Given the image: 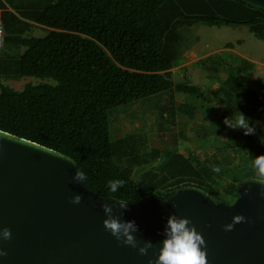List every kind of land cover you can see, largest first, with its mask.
<instances>
[{
	"label": "trees",
	"instance_id": "trees-1",
	"mask_svg": "<svg viewBox=\"0 0 264 264\" xmlns=\"http://www.w3.org/2000/svg\"><path fill=\"white\" fill-rule=\"evenodd\" d=\"M9 3L21 17L50 30L43 37L11 30L6 41L25 50L0 57V81L37 77L56 84H27L16 90L0 83V130L69 156L87 174V185L94 192L127 203L187 187L232 203L239 196L240 182L256 175L240 176L235 164L245 156L250 166L254 157L264 155V80L241 78L254 70L255 62L239 55L227 60L209 55L196 62L209 81L218 83L213 93L222 106V125L217 130L191 123L207 94L187 76L175 80L172 70L193 46H184V28L244 25L264 40L263 9L240 0ZM7 14L9 22L3 20L7 29L13 26L11 19L22 21ZM225 48L233 49L234 44ZM178 95L186 99L178 101ZM137 102H148L156 113L158 141L145 128L113 136L111 126L120 116L117 109ZM235 108L249 118L255 134L245 135L243 129L224 124ZM188 131L203 139H233L236 153L200 158L180 141ZM211 164L219 165L221 172L214 173ZM227 177L230 181L221 188ZM112 179L125 181L116 193L107 188Z\"/></svg>",
	"mask_w": 264,
	"mask_h": 264
},
{
	"label": "water",
	"instance_id": "water-1",
	"mask_svg": "<svg viewBox=\"0 0 264 264\" xmlns=\"http://www.w3.org/2000/svg\"><path fill=\"white\" fill-rule=\"evenodd\" d=\"M240 1L264 10V0ZM78 167L69 156L0 130V228L12 231L10 241H0L8 253L0 264H149L158 258L172 214L195 224L206 241L208 264H264V185L252 178L240 182L232 203L216 205L201 189L187 187L147 195L125 210L119 199L75 182ZM76 194L80 204L71 203ZM104 203L114 206L121 221H135L139 246L153 243L147 256L105 230ZM237 214L249 222L225 231Z\"/></svg>",
	"mask_w": 264,
	"mask_h": 264
},
{
	"label": "rangeland",
	"instance_id": "rangeland-1",
	"mask_svg": "<svg viewBox=\"0 0 264 264\" xmlns=\"http://www.w3.org/2000/svg\"><path fill=\"white\" fill-rule=\"evenodd\" d=\"M182 31L187 35L184 39V46L189 47L192 44L193 46L184 53L180 66L172 70L175 80H181L187 76L193 84L202 86L206 94L212 93L214 89L217 88L218 83H212L209 81L201 67L196 65L198 60L209 55L220 56L226 60L232 59L233 55H239L249 60H255L256 66L254 70L250 72L249 75H241V78H244L245 80L248 79L250 82L264 80V40L257 39L249 31L247 26H229L222 24L218 27L198 24L184 28ZM46 34H48V31L45 33H42L40 30H33L30 32V35L35 37H43ZM195 36L199 38V41L196 42L194 39ZM239 40L240 43H237ZM227 43H233L234 48L226 49L225 45ZM10 46L17 47L18 45L10 43ZM9 53H14V51L9 49ZM0 83L8 85L16 90H22L27 84L36 85L40 83H48L54 85L56 84V81L51 78L40 79L37 77H20L18 79H3ZM207 100L208 99H206V101ZM214 102L215 105L210 104L207 106L206 110L204 109L199 115L203 119L205 117L210 119L208 128L217 130L219 126L218 119L222 108L218 106V101L216 102L214 99ZM117 110L120 112V116L118 121H115L111 126L113 136L121 137L125 131L137 132L139 129L145 128L146 132L149 133L150 138L158 141V138H155L157 130H155L156 125L152 122L153 118L150 117L151 108L148 102H137L135 104L126 105L123 110L120 108ZM192 123H195V121ZM184 137L182 140L187 144V146L185 145V149L188 150L189 147L195 148L197 154L201 157H203V150L206 144L212 145L217 142L220 146H223L222 150L216 152L219 153L218 155L221 154L225 156L226 153H236V150H233L236 147V142H234L233 139H226L225 141L217 140V142L215 140H210L209 142H205V140H201L203 138L196 137L194 131H188V134L184 135ZM181 143L183 142L181 141ZM206 148H208V146ZM207 154L208 152L206 155ZM235 164L238 165L236 171L237 173L239 172L240 176L251 175L254 173L253 169L246 161L245 156L238 158ZM229 181L230 177L221 180L220 187H225L226 184L224 183H228Z\"/></svg>",
	"mask_w": 264,
	"mask_h": 264
},
{
	"label": "clouds",
	"instance_id": "clouds-1",
	"mask_svg": "<svg viewBox=\"0 0 264 264\" xmlns=\"http://www.w3.org/2000/svg\"><path fill=\"white\" fill-rule=\"evenodd\" d=\"M224 124L233 129H243L245 135L255 134V127L250 126L249 118L238 109L235 108L230 117L224 119ZM223 138V137H222ZM261 143H264V137L261 138ZM214 173H220L221 167L219 165H209ZM250 167L254 170L256 175L253 181L264 185V155L253 158ZM73 180L77 183L85 182L87 184V174L78 167ZM125 185L122 179H112L107 182V188L112 192H118ZM203 194L208 197V193ZM260 195L264 197V187H261ZM211 201L219 205L221 201L216 200L214 196L209 197ZM82 196L76 194L71 203L80 204ZM167 202V201H166ZM121 209L127 208L128 203L118 200ZM177 207V205H173ZM102 208L107 216L103 221V226L106 231L110 232L122 245L138 248L139 254L147 256L149 249L153 248L151 241H145L143 246H139L140 242L137 240L134 233L138 231V226L135 221H121L119 217L113 215L114 206L104 203ZM248 219L243 214H237L233 217L232 222L224 225L225 231L234 230L236 224L247 223ZM165 238L162 241V248L159 249L158 258L150 259L149 264H208L207 252L202 250V246L206 249V241L202 234L197 231L195 224L190 218L178 217L172 214L168 217L165 229ZM12 239V231L10 228H0V241H10ZM7 251L0 247V257L7 256Z\"/></svg>",
	"mask_w": 264,
	"mask_h": 264
},
{
	"label": "crops",
	"instance_id": "crops-1",
	"mask_svg": "<svg viewBox=\"0 0 264 264\" xmlns=\"http://www.w3.org/2000/svg\"><path fill=\"white\" fill-rule=\"evenodd\" d=\"M9 1H12V2H14V3H19V0H0V23L2 24V26H3V28H4V31H5V34H4V44H3V47L0 49V57L1 56H18V55H20V54H22L23 52H24V50H25V48L23 47V46H20V45H18V44H16V43H11V42H14V41H10V42H7L6 40H7V36H9V33H11V30H13V29H15V30H17V31H15L16 33H21L22 34V36H27V35H30V32L31 31H33V30H40L42 33H45V32H47V31H49L50 29L49 28H47V27H44V26H42V25H39V24H36V23H34V22H31V21H28L26 18H23V17H21L20 15H19V13L17 12V11H15V9H13V7L10 5V3H9ZM4 4H5V6H4ZM8 12H11V13H14L17 17H19L22 21L20 22V21H17V23L15 22V20H13V19H11V21H12V27H10V29H7L6 27H5V24H4V22H3V20H5V19H7L8 20V22H9V16H7L8 14ZM30 23V24H29ZM28 24H29V26H28ZM10 43L11 44H16V45H18L17 47H15V46H10ZM9 49H12V51H14V53H9ZM16 52V53H15ZM251 61H253V62H255L256 63V61L255 60H251ZM180 66V64L177 66V67H175V68H178ZM174 70V69H173ZM173 77H174V75H173ZM210 96H212V97H210ZM176 99L178 100V101H182V100H185L186 99V97H184V95H178L177 97H176ZM206 99H208L207 101H206ZM214 99H215V94L212 92V93H208L207 94V96H206V98H205V100L203 101V103L201 104V108H200V111H199V113L196 115V117H195V122H196V124H203V125H205V126H208L209 124H210V119L209 118H201L200 117V113L205 109L206 110V108H207V106H209L210 104L211 105H215V102H214ZM217 102V101H216ZM205 104V105H204ZM205 108H204V107ZM218 106L219 107H221L222 108V106L220 105V103H218ZM206 115V114H205ZM150 117H152L153 118V124H155L156 125V113L155 112H151V114H150ZM218 121H219V126H221L222 125V123H221V121H220V116H219V119H218ZM192 123V122H191ZM189 124V127H188V130L189 129H191L192 128V124ZM155 130H157V125H156V128H155ZM188 137V136H187ZM186 137V138H187ZM214 138H216V137H212V138H205V139H201V140H205V142H209L210 140H215L216 142H217V140H223V138L222 137H220V139L218 138V139H214ZM182 139H184V138H182ZM181 139V141L184 143V145H186L187 146V144L183 141ZM200 140V139H199ZM198 145H200V144H198ZM208 146V148H206ZM222 147L223 146H220L219 145V143L217 142V143H215V144H212V145H210V144H206L205 146H204V150H203V152H204V154H203V157H201V156H199L198 154H197V152H196V150H195V148H192V147H189L188 148V150H186L187 152H189L191 149H194L195 150V153L200 157V158H205V157H211L213 154H215L218 150L220 151V150H222ZM233 150H235V149H233ZM208 152V154L206 155V153Z\"/></svg>",
	"mask_w": 264,
	"mask_h": 264
},
{
	"label": "built area",
	"instance_id": "built-area-1",
	"mask_svg": "<svg viewBox=\"0 0 264 264\" xmlns=\"http://www.w3.org/2000/svg\"><path fill=\"white\" fill-rule=\"evenodd\" d=\"M4 34H5L4 28L0 23V49L3 47L4 44Z\"/></svg>",
	"mask_w": 264,
	"mask_h": 264
}]
</instances>
